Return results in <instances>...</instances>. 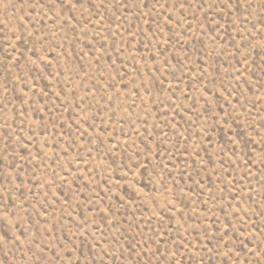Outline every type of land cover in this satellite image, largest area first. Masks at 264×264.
<instances>
[{"label":"rangeland","instance_id":"374dc122","mask_svg":"<svg viewBox=\"0 0 264 264\" xmlns=\"http://www.w3.org/2000/svg\"><path fill=\"white\" fill-rule=\"evenodd\" d=\"M0 264H264V0H0Z\"/></svg>","mask_w":264,"mask_h":264},{"label":"snow or ice","instance_id":"6c2138e0","mask_svg":"<svg viewBox=\"0 0 264 264\" xmlns=\"http://www.w3.org/2000/svg\"><path fill=\"white\" fill-rule=\"evenodd\" d=\"M79 2V0H77V3ZM229 2H230V0H229Z\"/></svg>","mask_w":264,"mask_h":264}]
</instances>
